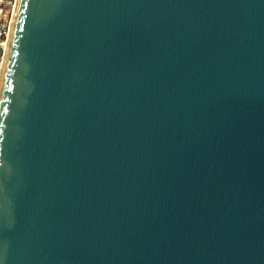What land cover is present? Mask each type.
Segmentation results:
<instances>
[{
  "label": "water",
  "instance_id": "95a60500",
  "mask_svg": "<svg viewBox=\"0 0 264 264\" xmlns=\"http://www.w3.org/2000/svg\"><path fill=\"white\" fill-rule=\"evenodd\" d=\"M0 264H264V0H17Z\"/></svg>",
  "mask_w": 264,
  "mask_h": 264
},
{
  "label": "built area",
  "instance_id": "2783aa9c",
  "mask_svg": "<svg viewBox=\"0 0 264 264\" xmlns=\"http://www.w3.org/2000/svg\"><path fill=\"white\" fill-rule=\"evenodd\" d=\"M16 3L17 0H0V77L4 59L1 50L5 51V43L10 35Z\"/></svg>",
  "mask_w": 264,
  "mask_h": 264
},
{
  "label": "bare ground",
  "instance_id": "6f19581e",
  "mask_svg": "<svg viewBox=\"0 0 264 264\" xmlns=\"http://www.w3.org/2000/svg\"><path fill=\"white\" fill-rule=\"evenodd\" d=\"M15 8H16V6H15ZM7 44H8V41L5 43V52H6V49H7ZM4 58H5V56H4ZM3 64H4V59H3Z\"/></svg>",
  "mask_w": 264,
  "mask_h": 264
},
{
  "label": "rangeland",
  "instance_id": "374dc122",
  "mask_svg": "<svg viewBox=\"0 0 264 264\" xmlns=\"http://www.w3.org/2000/svg\"><path fill=\"white\" fill-rule=\"evenodd\" d=\"M1 53L3 54V56H5V51L3 52V51L1 50Z\"/></svg>",
  "mask_w": 264,
  "mask_h": 264
}]
</instances>
